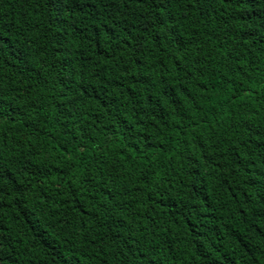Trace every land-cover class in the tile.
I'll return each mask as SVG.
<instances>
[{
  "label": "trees",
  "instance_id": "obj_1",
  "mask_svg": "<svg viewBox=\"0 0 264 264\" xmlns=\"http://www.w3.org/2000/svg\"><path fill=\"white\" fill-rule=\"evenodd\" d=\"M0 264H264V0H0Z\"/></svg>",
  "mask_w": 264,
  "mask_h": 264
}]
</instances>
